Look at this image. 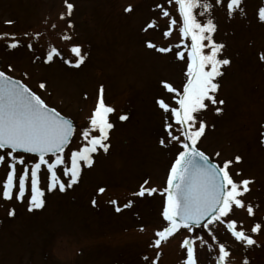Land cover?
<instances>
[{
	"label": "rangeland",
	"instance_id": "obj_1",
	"mask_svg": "<svg viewBox=\"0 0 264 264\" xmlns=\"http://www.w3.org/2000/svg\"><path fill=\"white\" fill-rule=\"evenodd\" d=\"M69 2L74 4L71 17L60 20L59 14L66 11L64 0H0V34L16 33L17 39L33 44L31 50L24 46L13 50L0 41V69L7 70L11 64L13 70L8 74L72 118L77 132L87 126L103 86L105 102L116 110L110 115L115 125L110 147L107 153L101 150L95 154L93 166L84 167L78 183L63 192L47 191V173L42 170L40 186L45 189V203L40 209L28 210L27 194L23 202L0 198V264H144L143 257L153 258L155 251L161 252L157 264H178L183 230L160 249L148 246L161 226L159 194L131 195L145 180L149 181L146 186L162 187L173 159L170 147L159 144L165 133L163 112L155 100L174 103L173 94L167 93L160 81L181 88L185 82L182 62L172 53H158L146 46L147 40L158 46L179 42L175 31L168 39L162 37L167 18L156 8L160 3L174 15L173 6L167 0ZM262 3L264 0H243V11L231 19L222 10L214 12L218 25L214 39L225 44L223 56L230 64L222 67L223 74L217 78V96L224 100L219 105L222 112H204L207 127L199 143L215 162L237 155L242 158L230 171L237 181H252L244 199L256 206V220L264 218V62L258 58L264 52V23L255 17V9ZM129 5L133 10L125 12ZM68 19L72 28L67 27ZM153 19L159 27L143 31ZM7 20L14 23L7 25ZM52 23L57 25L55 29L50 27ZM25 32L31 39L23 36ZM35 33L40 35L35 37ZM64 34L72 39H62ZM72 44L87 53L79 68L66 65L59 57L44 62L51 47L58 48L65 59H74L69 51ZM121 114L128 119L120 121ZM79 143L74 138L69 147L74 149ZM66 163L70 166V160ZM6 170L0 165V181ZM99 187L106 191L98 193ZM110 199L119 205L128 200L133 204L117 213L108 203ZM9 211L14 215L9 216ZM233 218L243 220L245 228L252 220L244 209L236 210ZM198 232L208 238L205 230ZM217 235L231 248L232 264H241L244 256L249 264H264V231L253 234L257 244L250 248L234 242L222 225ZM198 255L199 264H211L206 246Z\"/></svg>",
	"mask_w": 264,
	"mask_h": 264
},
{
	"label": "snow or ice",
	"instance_id": "obj_2",
	"mask_svg": "<svg viewBox=\"0 0 264 264\" xmlns=\"http://www.w3.org/2000/svg\"><path fill=\"white\" fill-rule=\"evenodd\" d=\"M64 4L66 11L59 14L60 20L71 17L74 10V4L69 0H64ZM167 4L173 6L174 15L162 4H156L160 14L167 18L162 37L168 39L175 31L179 42L158 46L147 40L146 46L158 53H172L174 59L182 62L185 82L181 88L160 81L162 88L173 94L171 101L174 103L165 102L164 98L155 100L163 112L165 133L159 144L170 147L173 159L162 187L146 186L149 181L145 180L131 195L144 197L158 193L161 197V226L154 231L148 245L150 248L160 249L162 243H167L183 230L178 244L182 258L178 264H199L198 254L205 246L207 253L212 255L211 264H232V250L218 238V226L222 225L234 242L250 248L257 244L253 234L264 231V218L256 220V206L244 199L252 181L249 178L237 181L230 171V166L242 158L237 155L233 159L215 162L201 150L199 143L207 127L202 118L204 112L209 109L222 112L219 105H223L224 100L217 96V78L223 74L222 67L230 64V59L223 56L225 44L214 39L218 30L214 12L222 10L226 18H234L237 12L243 11V0H167ZM124 10L131 12L133 9L129 5ZM255 17L264 23V3L255 9ZM5 23L12 25L14 21ZM56 26L55 23L50 25L53 29ZM67 27H73L70 19ZM158 27L153 19L142 30ZM39 35L34 34L35 37ZM23 36L31 39L28 32ZM62 39L70 41L72 37L64 34ZM0 41L7 49L21 46L33 49L31 42L17 39L16 33H2ZM69 51L74 59H65L58 48L51 47L43 57L44 62L59 57L66 65L79 68L87 53L78 44H72ZM258 58L264 62V52ZM12 70L11 64L7 70H0V165L7 169L0 181V198L23 202L27 194V207L32 211L42 208L45 203V189L40 186L42 170L47 173V191L58 189L63 192L66 187L78 183L84 167L93 166L95 154L101 150L108 152L110 132L115 126L110 115L116 110L105 102L101 86L87 126L77 132L72 118L50 107L29 85L9 75ZM39 87L43 89L45 84L41 82ZM118 119L124 121L128 116L121 114ZM74 138L80 143L73 149L69 146ZM261 143L264 144V138ZM25 154L30 155L26 158ZM215 155L219 157L220 153ZM67 160H70V166ZM61 176L67 179L62 180ZM105 191L104 187L97 189L101 194ZM96 203L93 199L92 204ZM108 203L119 213L122 208H130L133 201L119 205L117 200L110 199ZM238 209H244L252 218L248 228L244 227L243 220L233 218ZM8 215H14V212L9 211ZM201 229L206 231L207 239L199 234ZM140 230L143 231V227ZM160 255V251H155L153 258L145 255L143 262L157 264ZM241 264H249L247 256L243 257Z\"/></svg>",
	"mask_w": 264,
	"mask_h": 264
},
{
	"label": "flooded vegetation",
	"instance_id": "obj_3",
	"mask_svg": "<svg viewBox=\"0 0 264 264\" xmlns=\"http://www.w3.org/2000/svg\"><path fill=\"white\" fill-rule=\"evenodd\" d=\"M27 155V154H26ZM28 155H30V154H28Z\"/></svg>",
	"mask_w": 264,
	"mask_h": 264
}]
</instances>
